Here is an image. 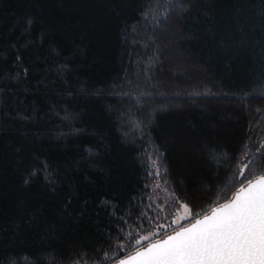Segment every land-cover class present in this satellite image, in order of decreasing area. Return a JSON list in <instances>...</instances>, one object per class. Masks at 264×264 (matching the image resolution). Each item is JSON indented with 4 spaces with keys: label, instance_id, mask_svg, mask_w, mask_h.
<instances>
[{
    "label": "trees",
    "instance_id": "16d2710c",
    "mask_svg": "<svg viewBox=\"0 0 264 264\" xmlns=\"http://www.w3.org/2000/svg\"><path fill=\"white\" fill-rule=\"evenodd\" d=\"M263 64L264 0H0V264H112L229 199Z\"/></svg>",
    "mask_w": 264,
    "mask_h": 264
},
{
    "label": "snow or ice",
    "instance_id": "6c2138e0",
    "mask_svg": "<svg viewBox=\"0 0 264 264\" xmlns=\"http://www.w3.org/2000/svg\"><path fill=\"white\" fill-rule=\"evenodd\" d=\"M235 161L239 187L230 199L200 218L180 217L184 225L173 220L178 228L147 247L140 244L148 237L130 243L134 254L117 256L118 264H264V144L254 151L246 144Z\"/></svg>",
    "mask_w": 264,
    "mask_h": 264
},
{
    "label": "rangeland",
    "instance_id": "374dc122",
    "mask_svg": "<svg viewBox=\"0 0 264 264\" xmlns=\"http://www.w3.org/2000/svg\"><path fill=\"white\" fill-rule=\"evenodd\" d=\"M263 69H264V64H263ZM259 87L264 89V76H263V81ZM190 213H191L190 207L185 202H183L179 206L178 212H177L176 216L174 217V220H177L178 224H180V223L184 222L183 220H180V217L189 216V219H190L192 217V213H191V216L189 215ZM173 225H176V224H173ZM164 226L166 227L167 225H164ZM161 229L162 228H157L156 231L150 232V233L144 235L143 237H148V239L151 237H155L156 235L163 233V231ZM141 241H143V240H141Z\"/></svg>",
    "mask_w": 264,
    "mask_h": 264
},
{
    "label": "water",
    "instance_id": "95a60500",
    "mask_svg": "<svg viewBox=\"0 0 264 264\" xmlns=\"http://www.w3.org/2000/svg\"><path fill=\"white\" fill-rule=\"evenodd\" d=\"M231 196H232V195H231ZM230 198H231V197H230ZM230 198H229V199H230ZM225 202H226V201H225ZM222 203H224V202H222ZM216 206H218V205H216ZM216 206H214V207H216ZM211 209H212V208H211ZM211 209H210L208 212H206V213H204V214H202V215L210 214ZM202 215H200V216H202ZM200 216H198V217H196V218H200ZM183 225H184V224H183ZM177 228H178V227H177ZM171 234H172V231H170V232L164 234L163 236H160V237H158V238H155V239L149 241L148 243L154 242L155 240H158V239H164V238H166L167 235H171ZM148 243L142 245L141 247H147ZM135 250H136V249H135ZM135 250H133L132 252L126 254L125 256H127V255H133L134 252H135ZM125 256H122V257H120L119 259H123V258H125ZM112 264H118V260H116V261L113 262Z\"/></svg>",
    "mask_w": 264,
    "mask_h": 264
}]
</instances>
